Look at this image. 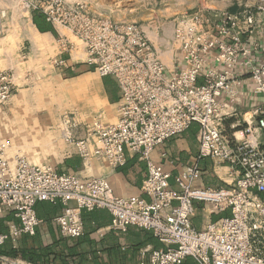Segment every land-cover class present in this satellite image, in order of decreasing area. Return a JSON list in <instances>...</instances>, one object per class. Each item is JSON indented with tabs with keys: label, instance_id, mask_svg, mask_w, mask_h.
Returning a JSON list of instances; mask_svg holds the SVG:
<instances>
[{
	"label": "built area",
	"instance_id": "obj_1",
	"mask_svg": "<svg viewBox=\"0 0 264 264\" xmlns=\"http://www.w3.org/2000/svg\"><path fill=\"white\" fill-rule=\"evenodd\" d=\"M33 8L52 26L67 28L81 45L76 60L101 77L114 78L120 93L114 122L95 118L86 136L74 139L73 124L65 115L64 139L75 144L84 161L102 158L112 168L126 164V153L138 154L146 163V175L140 194L118 196L104 177L82 179L58 172L30 161L9 140L0 139V211L10 209L18 221L0 232V248L35 235L45 223L35 206L48 202L61 205L52 221L63 238L81 237L83 213L97 209L109 212L112 231L125 232L130 226L149 231L160 246L144 249L139 264H182L187 258L194 264H264V63L253 61L258 41L245 39L262 23L263 11L257 16L223 11L214 19L199 12L179 17L170 36L178 66L169 70L165 50L153 45L142 25L115 20L97 11L90 0H39ZM76 47L67 37L60 38V53L52 65L74 70L61 54ZM243 74H248L261 107L255 124L244 119L240 135L234 131L227 136L222 130L227 112L222 109L237 100ZM14 91L13 73L0 70V105ZM192 124L197 125V160L175 177L177 188H172L170 173L151 153ZM207 157L235 171L233 186H195L199 161ZM194 202L208 205L211 214H229L196 229ZM11 259L0 255L1 264L25 262Z\"/></svg>",
	"mask_w": 264,
	"mask_h": 264
},
{
	"label": "crops",
	"instance_id": "obj_2",
	"mask_svg": "<svg viewBox=\"0 0 264 264\" xmlns=\"http://www.w3.org/2000/svg\"><path fill=\"white\" fill-rule=\"evenodd\" d=\"M28 23L41 33L33 24L32 17L28 18ZM4 27H8L6 23ZM43 34L55 35L49 31ZM149 35L156 48L165 50L163 57L167 68L176 69L178 61L170 34L163 36L152 31ZM245 36L249 42L256 40L259 43L257 48H252L253 61L264 63V15L262 23ZM58 39H55V43L59 47ZM18 51L17 47L0 41V70H10L15 83L11 98L0 105V119L27 120L21 128V142L25 146L26 157L33 162V156H38L36 159L39 162L53 166L56 171L75 173L82 179L104 177L118 196L140 194V186L146 175V163L138 154L126 153V164L112 168L102 158L92 157L84 161L78 155L75 144L66 141L62 135L67 130L63 119L65 115L73 124L70 132L74 139L84 138L88 126L95 118H100L104 123L115 121L120 93L114 78L99 76L93 67L76 60L73 51L63 52L61 57L74 64V70L56 68L45 62L44 56L31 63L29 60H21L22 53ZM239 80L237 100L228 102L227 111L222 109V112H227L222 118V130L228 131L226 134L238 131L240 135V130L245 126L244 119L255 124L256 111L261 107L260 98L252 93V82L248 74L241 75ZM221 101L225 102L227 98L222 97ZM8 129L9 135L5 133L0 139L10 140L7 136H11L12 131ZM197 153V125L192 124L184 132L155 147L151 156L170 173V186L177 188L175 177L185 167L196 162ZM199 168L200 178L195 183L197 187L234 185L235 171L226 163L207 157L199 161ZM194 207L192 224L196 229H202L209 221L229 214L228 210L211 214L208 205L201 202H194ZM35 209L37 216L45 221L37 228L36 236L43 245L52 244L60 237L52 220L60 213L61 205L38 202ZM0 219L3 220L0 232L18 223L12 211L7 208L1 209ZM83 223L81 248L87 256L82 264H139L144 249L160 246L147 230L130 226L125 232L112 231L110 214L105 209L84 212ZM53 264L63 262L55 260ZM182 264H194V261L187 258Z\"/></svg>",
	"mask_w": 264,
	"mask_h": 264
},
{
	"label": "rangeland",
	"instance_id": "obj_3",
	"mask_svg": "<svg viewBox=\"0 0 264 264\" xmlns=\"http://www.w3.org/2000/svg\"><path fill=\"white\" fill-rule=\"evenodd\" d=\"M97 11L110 16L115 20L134 21L142 25L148 32L155 31L161 35L171 36L173 24L176 19L182 16H190L192 13H203L209 19H214L223 11L250 12L258 15L259 11L264 13V0H90ZM39 0H0V41L12 47H17L19 53L25 54L31 62L39 61L41 56L45 57V62L52 65V59L60 51L55 43V39L67 37L77 45L73 51L74 57L81 53L80 43L72 36L67 28L53 26L55 35L38 33L30 23L28 18L37 9ZM234 8L235 10H231ZM3 12V16H1ZM5 23L8 27H4ZM1 25L3 27H1ZM155 37V35H154ZM151 38V37H150ZM171 38V37H170ZM58 39V40H59ZM154 39V38H153ZM44 54V55H43ZM50 57V58H47ZM53 66V65H52ZM58 120V119H57ZM60 120V119H59ZM26 119H0V137L8 131H12L11 136H7L14 148L27 156L25 146L21 142V128ZM60 123V121H57ZM62 123V121H61ZM242 125V122L240 123ZM224 130L225 135L231 132ZM7 135H9L7 133ZM36 163H40L33 156ZM45 203V202H43ZM10 258V257H9ZM11 259V258H10ZM10 262L17 263L16 258ZM90 262V261H89ZM8 264H12L9 263ZM18 264H27V262ZM31 264V263H30ZM89 264V263H86Z\"/></svg>",
	"mask_w": 264,
	"mask_h": 264
},
{
	"label": "trees",
	"instance_id": "obj_4",
	"mask_svg": "<svg viewBox=\"0 0 264 264\" xmlns=\"http://www.w3.org/2000/svg\"><path fill=\"white\" fill-rule=\"evenodd\" d=\"M231 10H235L232 8ZM32 22L40 32H51L55 30L51 24L45 21L44 16L39 12L32 14ZM3 220L0 219V230ZM82 240L79 238L59 237L52 244L43 245L40 239L35 235H23L14 246L7 241L1 248L0 254L17 258L31 264H53L55 260H60L63 264H82L86 260V254L81 248ZM1 264V263H0Z\"/></svg>",
	"mask_w": 264,
	"mask_h": 264
}]
</instances>
